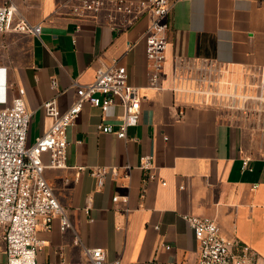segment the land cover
<instances>
[{
  "label": "crops",
  "instance_id": "crops-1",
  "mask_svg": "<svg viewBox=\"0 0 264 264\" xmlns=\"http://www.w3.org/2000/svg\"><path fill=\"white\" fill-rule=\"evenodd\" d=\"M7 3L15 7L14 22L41 25L38 35L0 36L7 97L23 90L30 113L28 142L49 126L41 105L55 99L65 111L75 86L91 83L101 63L119 60L128 84L144 97L130 140L97 128L116 127L120 107L104 116L84 104L68 128L67 167L47 168L44 177L72 230L60 232L56 221L51 231H40L38 263L87 264L74 244L78 237L85 247L105 249L108 260L196 264L198 244L183 218L192 215L214 220L223 236L247 245L255 264H264V0H174L158 89L149 85L142 39L150 14L114 32L104 15L72 14V0H0ZM210 65L221 75L201 84L202 68ZM149 154L153 180L137 168ZM244 158L251 170H242ZM94 167H117L119 175L98 190L89 173ZM114 196L127 204L112 202ZM0 264H6L4 244Z\"/></svg>",
  "mask_w": 264,
  "mask_h": 264
},
{
  "label": "built area",
  "instance_id": "built-area-1",
  "mask_svg": "<svg viewBox=\"0 0 264 264\" xmlns=\"http://www.w3.org/2000/svg\"><path fill=\"white\" fill-rule=\"evenodd\" d=\"M174 0H72L70 12L77 16L104 15L107 26L114 32L124 30L140 17L150 14L142 39L148 62L149 85L158 89L165 62V51L171 28V9ZM74 2V3H73ZM15 7L11 3L0 6V36L6 32L38 35L41 25H31L24 19L13 21ZM221 71L214 65L202 68L199 82L210 85L217 81ZM5 72L0 69V244L5 246L6 264H39L37 256L44 242L40 231L49 232L58 222L60 232L72 230L66 210L61 206L44 171L67 167L68 141L66 133L82 112L84 104L98 108L105 116L116 107L122 109L116 127L99 124L103 134H114L120 140H130L129 128L136 127L140 118V104L144 97L137 88L128 84V73L119 60L101 63L89 84L75 86L71 105L60 111L55 99L41 105L43 114L50 119L47 129L28 142L30 113L24 102V91L11 100L7 97ZM51 86L57 83L51 80ZM264 96V80L259 86ZM205 93L204 87L198 88ZM48 156V162L43 156ZM137 168L147 172V179H155L152 154L139 158ZM242 170H251L249 159L244 158ZM90 175L96 189L103 188L108 178H117V167H94ZM162 185H165L163 182ZM112 202L127 204L126 197L114 196ZM198 244L196 264H255V253L237 240L222 235L217 223L204 217L185 215ZM157 229V227H156ZM74 244L81 245L87 264H126L117 258L108 260L106 250L85 247L78 237ZM170 250V246H164ZM154 264H160L155 262Z\"/></svg>",
  "mask_w": 264,
  "mask_h": 264
}]
</instances>
